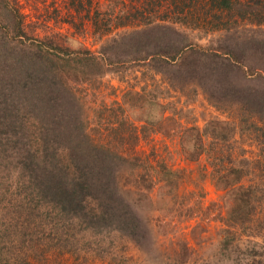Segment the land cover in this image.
<instances>
[{
	"label": "rangeland",
	"instance_id": "rangeland-1",
	"mask_svg": "<svg viewBox=\"0 0 264 264\" xmlns=\"http://www.w3.org/2000/svg\"><path fill=\"white\" fill-rule=\"evenodd\" d=\"M136 4L0 0V256L17 264H264V103L251 104L245 88L262 81L264 25L235 34L164 26L165 43L138 48L119 42L145 23ZM98 13L104 35L95 32ZM184 35L220 50L240 37L236 55L245 60L255 48L246 61L255 72L207 78L151 61ZM66 49L96 55L101 67H60ZM151 98L158 103L148 108ZM83 134L122 155L112 166L114 202L135 214L132 233L91 204H70L63 185L61 194L51 189L72 184L70 145Z\"/></svg>",
	"mask_w": 264,
	"mask_h": 264
},
{
	"label": "trees",
	"instance_id": "trees-1",
	"mask_svg": "<svg viewBox=\"0 0 264 264\" xmlns=\"http://www.w3.org/2000/svg\"><path fill=\"white\" fill-rule=\"evenodd\" d=\"M73 2V0H70ZM140 15L143 17L144 25L130 31L125 34L119 42L130 43L133 46H145L148 39H156L157 42L165 43L167 36L160 34V28L164 26L176 29L177 26H190L200 27L202 24L211 26L213 31H224L227 34H235L239 32L241 26L248 25H264V0H135ZM201 3V4H200ZM197 4V5H196ZM200 4L199 7H197ZM99 13L95 15V32H102L105 34V25L99 27L97 25L99 19ZM157 19H161L162 22H158ZM165 24H162L164 23ZM125 25L126 22H123ZM108 25V24H107ZM176 26V27H175ZM109 26H107V31ZM160 32V33H159ZM247 38V41H256V36ZM259 39V38H257ZM230 47L228 49H216L202 48L194 46L192 40L184 35L182 37L181 44L178 47H173V50L164 51L158 50L156 54L151 57V61H159L167 65L166 69L170 72H207L204 74L211 78L210 75L225 76L227 72H244V74H250L255 72L253 66L248 64L253 55L255 48L250 47L245 50V60L241 56H237V49L241 44V38L232 35L230 38ZM118 41V40H115ZM262 46L264 48V37L260 38ZM171 42V41H170ZM148 43V42H147ZM256 51V50H255ZM66 56L62 60L63 63L79 62L87 63L88 65L96 64L101 67V64L96 55L90 52H82L83 54L73 56L71 50H65ZM264 54V50L262 52ZM264 57V56H263ZM63 58V57H62ZM206 60L208 63L198 65L197 62H190L189 59ZM211 66L209 68H206ZM161 68V67H158ZM76 68L74 67V70ZM259 70V76L262 81L256 86L254 84H248L245 86L247 93L246 98L251 104H255L257 107L261 103H264V68L257 67ZM210 72V73H209ZM84 74V72H79ZM89 75L88 72H85ZM130 96H134L135 93L130 91ZM247 101V102H248ZM158 103L155 98L148 100V108ZM152 108V107H151ZM153 112L147 113V121H153ZM124 125L123 123H121ZM153 124V123H151ZM117 127V126H116ZM138 137H131L133 140H137ZM75 139V137H74ZM112 145L103 141H97L96 143L89 141L87 136L83 134L72 141L70 148L69 158L75 161L76 167L73 169L74 176L71 181L66 183L61 181V185L56 181L55 186H51V189L55 193L61 194L60 187L64 188V193L69 199V203L73 205H93V210L96 215L100 214L105 216L107 213L113 217L117 223L119 229L128 230L132 233L136 222L135 214L121 213V209L115 206V197L119 200L117 189L113 184V168L116 161L122 158V155L112 151ZM39 160L40 155H35ZM38 153V152H37ZM66 156V155H65ZM68 158V157H67ZM54 171V170H53ZM112 178V181H111ZM50 179V178H49ZM50 182L55 181V177H51ZM70 186V189H69ZM50 187V186H49ZM67 189L68 192H67ZM244 202V201H242ZM99 215V216H100ZM0 264H17L10 259H4L0 256Z\"/></svg>",
	"mask_w": 264,
	"mask_h": 264
}]
</instances>
